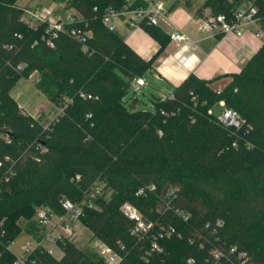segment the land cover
<instances>
[{"label": "trees", "instance_id": "trees-1", "mask_svg": "<svg viewBox=\"0 0 264 264\" xmlns=\"http://www.w3.org/2000/svg\"><path fill=\"white\" fill-rule=\"evenodd\" d=\"M241 1L204 0L201 8L229 18ZM65 2L79 17L63 24L51 46L44 24L22 20L26 6L0 0V264H13L8 245L19 232L43 229L35 207L62 215L64 199L117 252L116 264H264V38L239 71L214 78L229 77L221 90L190 73L169 86L170 98L150 92L144 109L135 92L126 98L130 82L141 76L156 85L152 61L168 34L141 25L158 43L146 60L102 22L108 7L120 10L126 0ZM257 5L264 27V0ZM71 27L89 34L77 41L66 33ZM33 73L34 87L63 106L48 124L22 112L10 94ZM219 101L243 119L239 128L217 121ZM124 202L140 211L146 232L131 233ZM57 244L59 258L35 250L33 264H105L73 239Z\"/></svg>", "mask_w": 264, "mask_h": 264}, {"label": "built area", "instance_id": "built-area-1", "mask_svg": "<svg viewBox=\"0 0 264 264\" xmlns=\"http://www.w3.org/2000/svg\"><path fill=\"white\" fill-rule=\"evenodd\" d=\"M145 5H131V0H126L127 4L120 10H115L108 7L102 17L103 24L109 30H115V22L122 21L126 26L130 28L140 27L142 24L158 25L159 19L165 17L167 14V8L161 0H143ZM258 0H242L238 6L232 12L231 17L227 18L225 14L218 13L215 15H209L205 22L207 26L215 33L228 34L232 33L237 37H241L244 34H250L254 38H264V27L261 26V15L257 5ZM65 0H59L52 7L45 8L39 11L36 8L25 7L22 13V20L28 25L37 27L41 24L45 25V33L48 35L47 44H53L52 39L56 38L60 32L63 31V24L65 22H72L79 15L70 13L65 20H62L58 15L66 10ZM159 26V25H158ZM69 36L77 41H83L89 34V31L81 30L79 28L71 27L66 32ZM169 40L175 42L189 41L188 36L179 29H174L168 34ZM181 49L185 50L186 46L182 45ZM238 57L243 56V50H238ZM181 61L186 58L184 55L179 58ZM146 84V80L141 76L134 77L130 82V89L133 92L139 91L141 87ZM82 97L90 98L89 94L80 93ZM162 98H170L172 94L170 91L160 94ZM218 107L220 111L216 114V119L224 126L239 128L243 119L239 114L228 107H225L222 101H219ZM63 107L59 108L58 114L62 112ZM97 187L91 189L87 194V201L91 203V200L97 194ZM142 189L138 190V193ZM64 214L56 215L51 212L47 207L37 206L35 207L34 220L43 227L38 235H29L32 237L33 242L27 240L24 242L21 252L15 255L13 264H33L32 254L35 250L45 252L52 255L55 258H59L62 254V250L57 244V240L67 237L74 239V222L79 221L80 206L74 205L71 201L64 199L61 203ZM122 212L133 221V227L131 233L141 234L146 232L148 224H146L140 211L132 204L125 202L121 205ZM101 242V241H100ZM102 243V242H101ZM155 242L152 243V248H156ZM56 250L60 252V255H56ZM99 255L105 264H116L119 258L117 252L112 248L102 243V247L99 251L93 250ZM219 252H215V256L219 257Z\"/></svg>", "mask_w": 264, "mask_h": 264}, {"label": "crops", "instance_id": "crops-1", "mask_svg": "<svg viewBox=\"0 0 264 264\" xmlns=\"http://www.w3.org/2000/svg\"><path fill=\"white\" fill-rule=\"evenodd\" d=\"M185 2L184 8H176L174 3H171L167 6L165 17H161L158 22L165 33L169 34L177 28L189 38V41L182 42L169 40L152 61L150 75L152 82L156 83L153 87L157 89L158 94L170 91L169 86L178 84L190 73L209 80L217 75L237 72L245 61L237 56L238 50H243V54L247 50L252 51V55L260 45L250 34L237 37L232 33L213 32L205 22L209 16V9L201 8L204 0H186ZM199 8L201 10L197 12ZM115 30L143 59H149L158 48V43L140 27L130 28L122 21H117ZM254 43H256L255 48ZM182 45L186 46L185 50L181 49ZM182 55L186 58L183 61L179 59ZM223 77L226 82L229 80V77ZM216 81L217 79H214L210 85Z\"/></svg>", "mask_w": 264, "mask_h": 264}, {"label": "rangeland", "instance_id": "rangeland-1", "mask_svg": "<svg viewBox=\"0 0 264 264\" xmlns=\"http://www.w3.org/2000/svg\"><path fill=\"white\" fill-rule=\"evenodd\" d=\"M59 0H16V3L20 6H27L29 8H36L39 11L44 10L45 8L52 7L56 2ZM163 1L165 7L169 6L171 3H174V6L177 7H185L186 0H161ZM173 6V7H174ZM176 8H174L176 10ZM75 13L74 9L68 8L61 12L58 16L65 20L70 13ZM169 14V12H168ZM117 23V21H116ZM259 44L261 43L260 38L254 39ZM256 43H254V48ZM252 51H246L242 56V61H246V59L251 55ZM244 61V63H245ZM243 63V64H244ZM216 83L210 85L213 90H221L227 83L224 77L216 78ZM215 79V80H216ZM35 81V74H30L27 78H19L15 84L10 89L11 96L17 102L19 109L24 112L28 113L35 118H41L44 124H48L51 119H53L59 112V108L63 107L61 104L54 105L48 99L45 98L43 94H41L33 85ZM156 84L155 82H152ZM218 86L220 88L216 89ZM157 93V89L153 87V85L149 82L141 87L139 91L135 92V95L143 100V103L139 105V107L148 109L151 107L150 101L147 97L149 93ZM132 90L130 89L126 95V98L131 95ZM214 113H218L220 111V107L215 106L213 108ZM125 203V202H124ZM33 216H35V209ZM74 239L73 243L76 247L90 249L99 251L102 247V243L100 240L92 235L91 230L85 226L80 221L76 220L74 222ZM30 240L33 242L31 236L27 235L24 231L19 232L16 237L12 240V242L8 245V248L14 255H18L21 252L22 246L25 241ZM56 255L59 256L60 252L56 250Z\"/></svg>", "mask_w": 264, "mask_h": 264}]
</instances>
